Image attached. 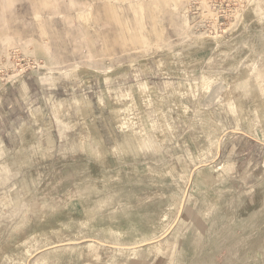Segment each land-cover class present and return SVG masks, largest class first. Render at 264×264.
I'll list each match as a JSON object with an SVG mask.
<instances>
[{
	"label": "rangeland",
	"instance_id": "1",
	"mask_svg": "<svg viewBox=\"0 0 264 264\" xmlns=\"http://www.w3.org/2000/svg\"><path fill=\"white\" fill-rule=\"evenodd\" d=\"M69 1L24 5L56 16L58 77L0 49L44 65L0 133V264H264V0L212 34L193 0H104L87 38Z\"/></svg>",
	"mask_w": 264,
	"mask_h": 264
},
{
	"label": "crops",
	"instance_id": "2",
	"mask_svg": "<svg viewBox=\"0 0 264 264\" xmlns=\"http://www.w3.org/2000/svg\"><path fill=\"white\" fill-rule=\"evenodd\" d=\"M34 1L35 0H10L9 2L13 4L11 8H0V49L9 48L8 46L10 45L36 49L35 47L37 45L38 47L41 45L44 50V55L41 58L49 62L52 67V70L50 69L47 71L50 72V75L45 77L53 79L58 76L52 73L59 72L55 68H57V65L61 64L63 60L53 55L52 49H57V53L61 54L66 53L68 48L66 41L63 40L65 36H60L61 33L56 31V21H53L54 17H56L55 15H51L49 11L40 12L30 9L25 10V6L33 4ZM103 1L104 0L90 1V6L87 7L89 4L88 2L70 0L69 11L63 16L67 17V19L73 17L71 22H74H72L71 25H75L77 22L81 27L82 25L86 27L85 29L87 31L85 37L87 38L89 29H92L88 26V23L95 18V8H98L97 3L101 2L102 6L104 8L106 7ZM72 5H75L73 9L71 8ZM82 17L90 19L86 22L87 24L81 19ZM4 23L7 24L4 25ZM53 30L55 31L53 32ZM69 36V34L66 35V37ZM63 46H66V48H63ZM33 50L32 53L35 55V51ZM68 61L69 60H65L64 62ZM65 66L66 65H64V67ZM37 75L39 74H33L24 81H20L18 85L9 86L5 89V94H0V133H6L9 125L16 126V123L22 121L26 123V128L30 129L28 125L33 124L36 115L39 116L40 106L36 104L34 99L37 98V100H40V94L42 93L41 85L44 83L36 77ZM4 139H8L7 133L4 135ZM5 149L6 152L3 151V154L6 153V155H8L7 147H5Z\"/></svg>",
	"mask_w": 264,
	"mask_h": 264
},
{
	"label": "built area",
	"instance_id": "3",
	"mask_svg": "<svg viewBox=\"0 0 264 264\" xmlns=\"http://www.w3.org/2000/svg\"><path fill=\"white\" fill-rule=\"evenodd\" d=\"M193 16L198 19L202 27L212 34L211 30L219 28L222 18H227L230 15L228 7H223L220 0H193ZM9 66L6 64V59L0 58V82L4 85L14 81H21L28 74L39 72L44 65L41 61L31 58L20 49H14L9 55Z\"/></svg>",
	"mask_w": 264,
	"mask_h": 264
}]
</instances>
